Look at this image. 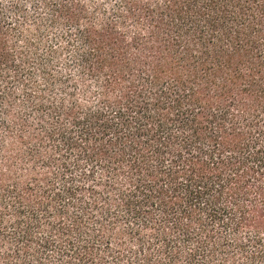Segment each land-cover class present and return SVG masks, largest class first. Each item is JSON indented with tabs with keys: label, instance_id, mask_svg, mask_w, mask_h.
I'll return each instance as SVG.
<instances>
[{
	"label": "trees",
	"instance_id": "trees-1",
	"mask_svg": "<svg viewBox=\"0 0 264 264\" xmlns=\"http://www.w3.org/2000/svg\"><path fill=\"white\" fill-rule=\"evenodd\" d=\"M0 264H264V0H0Z\"/></svg>",
	"mask_w": 264,
	"mask_h": 264
}]
</instances>
